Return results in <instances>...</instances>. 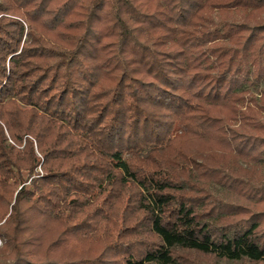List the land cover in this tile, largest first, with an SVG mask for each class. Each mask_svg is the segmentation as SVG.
Listing matches in <instances>:
<instances>
[{"label":"trees","instance_id":"obj_1","mask_svg":"<svg viewBox=\"0 0 264 264\" xmlns=\"http://www.w3.org/2000/svg\"><path fill=\"white\" fill-rule=\"evenodd\" d=\"M264 264V0H0V264Z\"/></svg>","mask_w":264,"mask_h":264},{"label":"rangeland","instance_id":"obj_2","mask_svg":"<svg viewBox=\"0 0 264 264\" xmlns=\"http://www.w3.org/2000/svg\"><path fill=\"white\" fill-rule=\"evenodd\" d=\"M201 264H251L248 262H222V261H216L212 259H206V258H201L200 259Z\"/></svg>","mask_w":264,"mask_h":264}]
</instances>
